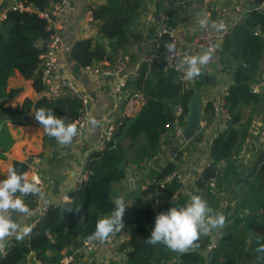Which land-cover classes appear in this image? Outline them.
Returning <instances> with one entry per match:
<instances>
[{
  "label": "trees",
  "instance_id": "trees-1",
  "mask_svg": "<svg viewBox=\"0 0 264 264\" xmlns=\"http://www.w3.org/2000/svg\"><path fill=\"white\" fill-rule=\"evenodd\" d=\"M59 0H16L33 11L8 10L6 18L0 22V119H17L21 115L33 112L35 123L41 125L35 118L37 109H52L54 114L64 119L65 123H74L78 114V103L68 97L48 99L41 97L38 101L26 99L17 110L5 107L21 93L20 88H9V80L16 72L32 86L37 93H42L44 86L39 75L40 57L45 53V45L51 37L46 22L39 13L49 9ZM183 2L185 0H176ZM261 4L264 0H253ZM142 0H105L93 10L94 21L98 23V32L105 40H81L76 43L70 55L74 62L85 68L94 63L110 60L108 51L126 37V29L138 15ZM168 14V13H167ZM170 17L169 25L176 27V22ZM264 31V17L258 11H250L245 23L237 26L227 37L220 48L222 62L230 66L228 54L234 59L231 67L233 85L226 106L232 115V123L228 130L219 134L210 145V156L213 168L208 169L197 186L202 188L214 176V169L222 167L227 175L233 172V155L239 132L236 124L240 120L236 112L239 103H249L255 100L250 85L257 72V65L264 49V39L254 34L256 28ZM171 43L167 34L160 38L161 50H167ZM139 90L147 98V103L135 117H125L117 125L113 141L103 150L94 151L86 162L90 172L88 180L79 188L69 193V201L51 204L48 211L41 216L26 232L22 239L15 237L6 246V254L1 258V264H25L30 255L37 261L58 264L64 257L74 254L84 244L91 240L88 237L95 231L96 221L111 213L114 207V186L126 177L129 163L139 164L145 158H152L160 148L161 135L166 125L173 119L174 107L182 104L185 115H188V104L194 97V90L183 93L172 72L166 73L157 62L152 65L143 64L140 76L136 78ZM42 126V125H41ZM54 140V137L47 138ZM124 141H130L131 148L139 151L131 159L127 154L131 148L124 146ZM13 167L20 173H26L28 163L15 161ZM176 170L174 162L168 163L159 173L157 181L163 180ZM256 181L249 186L247 197L242 207L250 213L257 214L264 207V167L257 175ZM154 185L149 187L152 190ZM176 182L168 187V198L157 212L151 208L138 209L134 221V234L127 247V253L122 264H205L202 251L210 241V237L199 236L193 246L184 252L169 249L162 243H149L151 229L155 216L173 206H183L184 200L171 198L177 191ZM17 196L22 195L16 193ZM256 215L248 216L246 224L256 223ZM238 225L237 221L229 226L221 244L214 254V264H235L237 254L245 249L242 245L232 246L230 236ZM239 226V225H238ZM248 227V225H246ZM258 245L264 241H256ZM192 250V251H191ZM191 251V252H190ZM109 264H121L110 262ZM243 264H246L244 261Z\"/></svg>",
  "mask_w": 264,
  "mask_h": 264
},
{
  "label": "crops",
  "instance_id": "crops-1",
  "mask_svg": "<svg viewBox=\"0 0 264 264\" xmlns=\"http://www.w3.org/2000/svg\"><path fill=\"white\" fill-rule=\"evenodd\" d=\"M202 0H189L187 3L176 1L169 5L166 0H142L139 13L126 29V37L118 42L111 49L108 47L110 60L93 64L94 66L116 65L120 60L127 58L125 72L130 76L125 97L118 99L115 95L116 77L94 76L87 72L85 68L77 65L70 53L77 42L85 39L92 41L107 40L99 39V32L96 25H90L87 20V10L95 9L105 4V0H73L68 12V21L63 33V50L61 57L65 64L61 74L74 78L77 83L89 94L91 98L92 123L88 126L83 138L77 142L67 145L60 144L55 140L47 138L44 127L35 123L33 112L21 115L17 119H0V179L7 176L8 169L13 167V162L28 163L27 178L31 181L35 178L41 188V194H22L19 197L28 208L27 213L17 212L14 215L15 221L21 227H29L33 219L32 211L41 205L49 206L69 201V193L73 190L77 175L86 167V162L94 151H100L102 143L100 133L103 128L101 119L106 112L111 111L112 120L118 125L125 117H135L147 103V98L139 90L136 77L133 75L136 68L141 67L144 59L153 53L154 39L159 33V18L163 13H170L176 22L177 28V48L186 49L195 35L204 27L208 20L200 6ZM214 10L215 19L224 16V12L229 18L235 14L236 6H243L241 0H210ZM16 0H0V14H6ZM244 7V6H243ZM246 9L249 7L246 6ZM250 11V10H249ZM250 15L247 12L246 19ZM255 31L260 32V37L264 39V31L259 27ZM103 37V36H102ZM220 53V51H219ZM207 54L209 59L204 63L197 61L199 74H193L191 82L194 90V99L198 98L200 109V126L197 128L198 135L186 141L183 150L178 153L174 160L176 170L185 175L186 188L182 194L175 196L184 200V205L190 202L192 195L198 194L200 188L197 186L195 168L200 167L210 156V145L219 135L228 130L224 119L214 111V105L219 98L233 85L230 74L231 67L235 62L228 54L226 59L230 60V66L222 62L221 55L217 58L204 51H194L191 59ZM71 57L72 62L66 60ZM264 80V49L261 59L257 65V72L250 90ZM9 88L22 89L19 96L5 104V107L17 110L26 99L38 101L44 97V92L37 93L31 81L25 80L19 72H16L9 80ZM255 100L249 103L241 102L237 107L240 116L236 129L239 132L233 164L237 173L227 175L223 173L220 178L216 192L204 197L212 214L222 213L224 216H232L241 227L248 216L256 215L253 227L249 228L250 239L261 241L262 236L256 234V230L261 228L258 223L259 215L250 213L248 208L235 207L236 202L227 199H246L250 183L246 181L242 173L250 172L254 167L255 160L264 151V88L258 93L252 91ZM135 154V153H134ZM33 158H36L33 160ZM38 161V163L36 162ZM173 162L170 153L162 151L152 157L147 158L139 164L129 163L126 168V177L119 184L114 186V200L123 196L128 203L123 214L124 227L113 234H134V221L138 209L150 208L148 200V189L157 181L159 173L168 163ZM225 165H222L224 168ZM240 175L242 177H240ZM256 181V180H255ZM144 188H147L144 191ZM264 192V189H263ZM225 206V207H224ZM229 206H232L229 209ZM238 210V212H237ZM249 214L244 215V211ZM235 213V216H234ZM229 219V220H230ZM228 220V221H229ZM227 223L224 222V224ZM258 225V226H257ZM260 225V226H259ZM221 227V226H220ZM213 228L207 235H213L219 228ZM21 232L20 236H25ZM206 235V234H202ZM200 235V236H202ZM17 237L12 234L3 238L2 246L10 244L11 240ZM250 239L246 243L251 244ZM245 249H249V244ZM244 249H241L242 252ZM260 254V253H259ZM110 262L124 263V258L110 246L101 245L94 250L80 256L78 264H109ZM25 264H49L37 261L32 255L29 256ZM243 264V260H242Z\"/></svg>",
  "mask_w": 264,
  "mask_h": 264
},
{
  "label": "built area",
  "instance_id": "built-area-1",
  "mask_svg": "<svg viewBox=\"0 0 264 264\" xmlns=\"http://www.w3.org/2000/svg\"><path fill=\"white\" fill-rule=\"evenodd\" d=\"M73 0H59L49 7V9L39 13L41 19H43L48 30L51 31V37L45 45V53L40 57L39 75L44 86V96L48 99H59L68 97L75 100L78 103V114L74 123L77 127V135L72 138L71 143L81 140L87 131L88 126L92 123L91 113V98L89 94L77 83V81L70 77L64 76L60 72L65 64L64 59L61 57L63 50V33L68 21V12ZM169 5L175 4L176 0H166ZM189 0H185L183 3H187ZM243 6L235 7V14L232 18H229L226 12L224 16L215 19L213 17V6L210 0H202L200 6L204 11L208 20L207 24L195 35L191 44L186 48L179 50L177 48V28L169 25L170 17L167 13H163L159 18V33L154 39L153 53L143 61L142 65H152L157 62L163 67L164 72H172L175 75L176 82L180 84L182 92L186 93L193 90L191 78L187 77L188 69L190 65L188 63L191 59V54L194 51H204L210 55H214L220 58V48L227 37L234 31V29L245 23L246 13L251 10L246 6L254 4L253 0H241ZM10 9L16 11H33L32 7H26L21 3H14ZM9 9V10H10ZM93 8L87 10V20L90 25H96L93 18ZM250 10V11H249ZM258 11L264 17V2L258 4ZM6 18V14H0V22ZM167 34L172 45L174 47L169 50H161L160 38ZM255 35L260 36L259 31L254 32ZM127 58L120 60L116 65L106 66H86L85 70L92 73L94 76L100 77H116L117 82L115 85V95L118 99L125 97V91L127 89L130 76L125 72ZM141 65V66H142ZM141 67L136 68L133 75L137 78L140 76ZM232 77V76H231ZM264 88V80L252 89L254 93H258ZM230 95V90L226 91L214 105V111L218 113L225 121L227 125L232 123V115L226 106V100ZM187 116L185 115L183 105L177 104L174 107L173 119L166 125L165 132L161 135L160 148L162 151L170 153L171 160L178 157V153L183 150L187 139L185 138V127L187 124ZM103 128L100 133V140L102 143L100 151H103L112 141L115 135L117 124L112 120L111 111L105 113L101 119ZM195 130L193 137L198 135ZM192 137V138H193ZM54 140L56 138L54 137ZM59 143V142H58ZM36 158H33L35 160ZM147 158L144 159L146 161ZM213 168L212 157L207 158L201 163L200 167L195 168L197 182L201 180L204 173ZM90 172L84 168L75 178L72 188L77 189L81 187L87 180ZM223 176L222 166H217L214 169V176L204 184L198 191L201 198L204 199L206 195L214 194L217 189L218 182ZM38 182V181H37ZM176 182L178 185L177 191L171 198L175 200V196L182 194L186 188L187 182L185 175L178 170H174L169 176L163 180L156 182L151 191L148 189V200L151 209L157 212V209L167 201L168 187L171 183ZM147 188H144L146 191ZM48 211V206L41 205L36 207L32 211L33 219L31 221L32 226L41 216L45 215ZM16 211L9 210V214L14 217ZM249 214V211L245 210L244 215ZM235 223V219L232 218L227 223L223 224L219 230L213 235H205L210 237V241L206 247L200 251L205 264H214V254L218 250L224 234L227 232L229 226ZM132 235L125 234H109L104 240L94 239L86 242L84 246L77 250L74 254L64 257L58 264H78L81 255L94 250L96 247L106 245L112 247L119 257L125 258L127 253V247L131 241ZM6 254V246L0 248V264L1 258Z\"/></svg>",
  "mask_w": 264,
  "mask_h": 264
},
{
  "label": "clouds",
  "instance_id": "clouds-1",
  "mask_svg": "<svg viewBox=\"0 0 264 264\" xmlns=\"http://www.w3.org/2000/svg\"><path fill=\"white\" fill-rule=\"evenodd\" d=\"M167 47L171 50L174 45L169 44ZM208 59L207 54L189 59L190 68L187 77L190 79L193 74H199L197 61L202 64ZM35 118L44 127L46 134L55 137L60 144H70L72 138L77 135L76 124L65 123L64 119L55 115L52 109H37ZM16 193L43 194L35 178L30 181L27 173H18L14 167L8 169L7 176L0 179V246L4 237L15 234L19 238L21 232L26 233L30 230L28 227L18 225L9 214V210L21 213L29 211ZM127 205L123 196L117 197L111 213L96 221L95 231L88 240H104L109 234L119 232L124 227L122 217ZM212 212L207 201L194 194L190 197V202L185 205L173 206L158 213L147 241L152 244L162 243L171 250L184 252L193 246V242L200 235L207 234L213 228L224 224L225 216L222 213L213 215ZM257 251L264 252V244L260 245Z\"/></svg>",
  "mask_w": 264,
  "mask_h": 264
},
{
  "label": "rangeland",
  "instance_id": "rangeland-1",
  "mask_svg": "<svg viewBox=\"0 0 264 264\" xmlns=\"http://www.w3.org/2000/svg\"><path fill=\"white\" fill-rule=\"evenodd\" d=\"M232 62H234V59L232 60ZM129 145H130V141H124V146L126 148H131V146H129ZM138 151H139L138 147H132L129 150V153L127 154L128 159H131L135 154L138 153ZM242 170L243 171L240 174L243 176V178L248 180L250 183H254L256 178L251 177V175H248L249 172L244 171V169H242ZM241 175H240V177H242ZM227 200L236 202L237 203L235 206L236 208L239 206L242 208V204L244 201V199H227ZM231 208H232V206H229V209H231ZM237 212H238V210H237ZM258 214H260L259 219L264 218V207L262 208V210H260L258 212ZM234 216H235V213H234ZM231 217L232 216H229V217L225 216V222L228 221ZM246 222L244 221L243 227H241V225H242L241 222H240L241 225L239 224V226L236 224L237 225L236 228L234 230H232L233 232L230 236V239H231L230 241L233 244L231 247H233L235 245L240 247V245H242L243 242H245V241L247 242V241H249L248 239L251 238L249 236V230L251 228H249V226L247 227L245 225ZM235 223H236V219H235ZM254 225L255 224L250 223V227H253ZM255 232L257 235L262 236L261 241H264V225H261V228H258ZM250 241H251V244H249V249L248 250L244 249L241 252L242 254L240 255L239 258L241 260H243V263L245 261L246 264H264V252L257 251V248L259 247V245L256 242V239H250Z\"/></svg>",
  "mask_w": 264,
  "mask_h": 264
},
{
  "label": "water",
  "instance_id": "water-1",
  "mask_svg": "<svg viewBox=\"0 0 264 264\" xmlns=\"http://www.w3.org/2000/svg\"><path fill=\"white\" fill-rule=\"evenodd\" d=\"M257 8H258V4H255V3L249 6V9L251 11L256 10ZM99 39L103 40V37L100 35ZM66 62L71 63L72 58L69 57L66 60ZM188 109H189V112H188V116H187V124L185 127V138L187 140H189L193 137L195 130L200 126V121H199L200 120V109H199L198 98H195V99L193 98L192 100H190V102L188 104ZM262 167H264V151L261 152V154H259L257 156L255 163H254V167L252 168V170L249 172L248 175H251V177L256 178ZM246 181H248V180H246ZM12 218L15 221V218L14 217H12ZM258 223L260 225H264V218L258 219ZM18 239L19 240L22 239V236H20ZM248 244L249 243H246V245H248ZM241 254H242L241 252H239L237 254V261L235 264H242V260L239 258Z\"/></svg>",
  "mask_w": 264,
  "mask_h": 264
}]
</instances>
